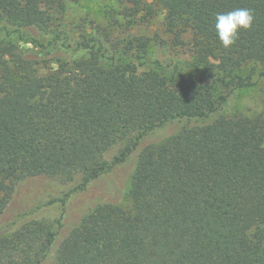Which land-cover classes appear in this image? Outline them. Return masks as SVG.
Returning a JSON list of instances; mask_svg holds the SVG:
<instances>
[{
  "label": "trees",
  "instance_id": "obj_1",
  "mask_svg": "<svg viewBox=\"0 0 264 264\" xmlns=\"http://www.w3.org/2000/svg\"><path fill=\"white\" fill-rule=\"evenodd\" d=\"M122 1L132 21L161 15L191 59L161 63L150 38L119 47L109 29L72 42L64 0H0V264H264V119L227 106L254 83L242 67L264 77V0ZM239 8L252 26L225 49L215 16ZM125 161L129 209L96 185ZM54 202L55 229L25 218Z\"/></svg>",
  "mask_w": 264,
  "mask_h": 264
},
{
  "label": "rangeland",
  "instance_id": "obj_2",
  "mask_svg": "<svg viewBox=\"0 0 264 264\" xmlns=\"http://www.w3.org/2000/svg\"><path fill=\"white\" fill-rule=\"evenodd\" d=\"M64 3L65 9L57 20V26L69 36L72 42L80 39L83 32L93 34L98 28L103 33L109 29L112 36L111 44L117 43L119 47L123 45L125 40L133 36L150 38L147 53L161 63L171 64L177 60L191 59L192 53L189 46L174 44L172 36L164 30L161 15L155 16L150 22L140 23L130 20L124 14L123 7L125 6V2L122 0H64ZM21 46L25 49L30 48V45L22 44ZM144 69L146 68H139V70ZM261 69L259 65L250 62L237 71L242 75L252 73L254 83L244 89L236 90L232 94L227 104L228 113L261 115L264 119V77L257 76ZM178 127L177 123H173L171 126L165 125L154 130L150 138L160 139ZM114 155L115 153L112 151L105 156L106 159L111 160ZM132 168L133 164L130 161H125L122 165L103 173L96 182L98 187L105 185L107 189L111 190L119 206L124 209L130 208L127 192L130 186ZM40 182L47 185L45 188L51 187H48L45 180ZM50 190L46 191V193L50 192L55 197L64 196L66 192V188L62 183H58V185L53 186ZM44 202L46 200L42 201L41 204ZM83 203H87V201H83ZM18 205H20V202ZM85 209L84 207L83 210ZM61 210L59 202L44 204L38 209L32 210L25 218L44 220L55 229L61 216ZM52 253L45 259L43 264H52Z\"/></svg>",
  "mask_w": 264,
  "mask_h": 264
},
{
  "label": "clouds",
  "instance_id": "obj_3",
  "mask_svg": "<svg viewBox=\"0 0 264 264\" xmlns=\"http://www.w3.org/2000/svg\"><path fill=\"white\" fill-rule=\"evenodd\" d=\"M253 14L246 8L235 9L215 16V33L225 49L235 44L240 30H249L253 23Z\"/></svg>",
  "mask_w": 264,
  "mask_h": 264
}]
</instances>
